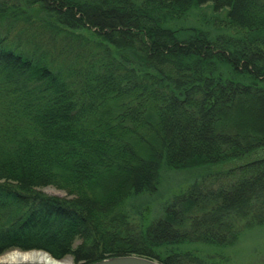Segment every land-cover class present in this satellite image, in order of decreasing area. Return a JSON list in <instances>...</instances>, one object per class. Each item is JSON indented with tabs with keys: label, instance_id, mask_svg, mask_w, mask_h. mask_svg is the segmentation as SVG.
Returning <instances> with one entry per match:
<instances>
[{
	"label": "trees",
	"instance_id": "1",
	"mask_svg": "<svg viewBox=\"0 0 264 264\" xmlns=\"http://www.w3.org/2000/svg\"><path fill=\"white\" fill-rule=\"evenodd\" d=\"M209 2L228 7L232 34L164 26ZM222 64L233 78L216 75ZM253 108L264 111V0H0V253L228 264L180 247H230L264 224V156L201 177L160 224L127 202L157 190L162 159L193 168L264 146L263 129L239 122Z\"/></svg>",
	"mask_w": 264,
	"mask_h": 264
},
{
	"label": "rangeland",
	"instance_id": "2",
	"mask_svg": "<svg viewBox=\"0 0 264 264\" xmlns=\"http://www.w3.org/2000/svg\"><path fill=\"white\" fill-rule=\"evenodd\" d=\"M226 13H227L226 8H221L216 10L213 8L212 3L209 2L203 4L198 8H194L190 12V14H188L187 16L185 15L183 18L179 20H173V21L168 20L167 22H165L164 26L169 29L175 30L178 34L179 39H187L193 33L190 32L192 27H200L199 26L200 23L197 21H200L201 19L205 21L204 24L207 23L213 35L217 36L218 34H232V32L229 29L220 27L221 21L226 19ZM77 32L84 33L85 35L89 34L86 30L83 29H78ZM56 41H57L55 43L56 47L59 46L58 42L60 44H63L64 42L59 40ZM65 48L66 47H64L63 49ZM219 67L221 68V70L218 69L216 75H219L221 72L223 74V77L233 78L231 74V69L229 70V68L225 64H222ZM242 78L247 79V77H242ZM238 96L239 94L235 93L234 95L235 103L238 100ZM239 120L241 124L245 123V125H251L253 127L261 128L264 130V111L262 110H255L253 108V110L250 109L246 113L243 112V115L241 116V119L239 118ZM261 156H264V152H254L250 157L243 158L240 160H235L229 162L228 164L204 165V166L185 168V169L169 168L166 165L165 160L162 159L158 171L159 183L157 186V190L152 194L146 193L144 191L135 197H131V199H128L127 202L128 203L127 210L129 209L130 213L138 219L139 216L141 218V214H144V216L145 215L147 216L148 222L150 223L158 222L157 224H160L158 220L165 214L166 206L169 205L171 200H173V198L176 195L182 193L187 187H189L195 181L199 180L201 177H204L209 173H214L223 168L232 167V165L240 164L246 160L258 158ZM143 158L144 157H141L139 159L143 160ZM39 189L48 194H54L58 196L68 195L65 190H61L50 185L39 187ZM239 238L240 239L237 241V243L226 248L221 247L219 249L217 247L210 246L207 244H195V245H187V246L184 245L181 246L180 249L184 250V249L196 248L200 251L201 254L203 255L207 254L208 256L216 254V252H221L226 254L228 258L227 261L228 264H264V224L246 230L240 235ZM77 242L78 241H76V243L74 244H77ZM177 248H178L177 246H172V247L168 246L165 248V253L167 252L170 253L172 250H175ZM151 249L157 251V249L155 248L151 247ZM32 252L34 253L39 252V254L40 253L45 254L47 258L45 259L34 258L30 256L31 254H33ZM142 257L155 260L147 256H142ZM7 259H24V260L34 259L39 261H49L55 264H76L74 258L70 254L65 255L61 259H56L47 251L41 249L21 250L19 248L18 249L14 248L1 252L0 261ZM92 262H88V263H92ZM88 263L80 262L78 264H88Z\"/></svg>",
	"mask_w": 264,
	"mask_h": 264
},
{
	"label": "water",
	"instance_id": "3",
	"mask_svg": "<svg viewBox=\"0 0 264 264\" xmlns=\"http://www.w3.org/2000/svg\"><path fill=\"white\" fill-rule=\"evenodd\" d=\"M0 264H55L49 261L34 259H7L0 261ZM88 264H161L158 261L139 255L109 256Z\"/></svg>",
	"mask_w": 264,
	"mask_h": 264
},
{
	"label": "bare ground",
	"instance_id": "4",
	"mask_svg": "<svg viewBox=\"0 0 264 264\" xmlns=\"http://www.w3.org/2000/svg\"><path fill=\"white\" fill-rule=\"evenodd\" d=\"M227 10H228V7H225ZM190 12H191V10H190ZM190 12L188 13V14H190ZM187 14V15H188ZM186 15V16H187ZM197 22H199L200 23V28H202V29H204V30H210V28L208 27V25H207V23H205L204 24V22L205 21H203V20H201L200 19V21H197ZM184 29V28H183ZM175 31V30H174ZM176 32V31H175ZM176 35H178L177 34V32H176ZM228 67V66H227ZM229 68V67H228ZM229 70H230V68H229ZM252 153L249 155V157L250 156H252V154L254 153V152H264V146H261V147H259V148H256L255 150H253V151H251ZM263 157V156H262ZM232 161H235V160H225V161H221V162H218V163H215V164H228L229 162H232ZM210 165H214V164H210ZM236 165H239V164H236ZM236 165H232V167H234V166H236ZM232 167H228V168H223V169H221V170H219V171H224V170H227V169H229V168H232ZM33 254H31L30 256H32V257H34V258H41V259H45V258H47V256L45 255V254H39V252H37V253H34V252H32ZM116 256H124V255H116Z\"/></svg>",
	"mask_w": 264,
	"mask_h": 264
}]
</instances>
